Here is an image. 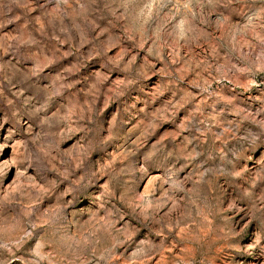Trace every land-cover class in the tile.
<instances>
[{
  "label": "rangeland",
  "instance_id": "obj_1",
  "mask_svg": "<svg viewBox=\"0 0 264 264\" xmlns=\"http://www.w3.org/2000/svg\"><path fill=\"white\" fill-rule=\"evenodd\" d=\"M7 2L12 12L0 11V23L12 20L0 26V264H264V210L257 211L254 200L236 199L240 190L231 177L218 181L213 191L217 206L211 210L170 202L153 212L154 222L125 216L115 229L101 215L100 223L73 235L78 250L70 260L58 242L26 227L29 206L18 203L13 191L23 179L15 163L16 145L21 132L28 131L33 110L50 116L59 110L70 117L90 108L99 112L93 148L107 150L104 163L133 152L129 161L134 165L137 157L143 162L156 152L155 162L134 174L133 187L140 197L155 193L159 205L169 187L168 160L174 162L165 159L168 152L202 134L205 143L212 135L216 144L234 142L233 129L220 117L214 124L197 125L189 120L191 106L180 107L200 83L211 84L218 98L234 99L239 115L230 112L228 120L242 130L237 136L248 138L233 151L245 175L264 177V137L253 139L256 122L264 126V51L238 34L247 55L239 62L211 64L210 54L226 28L243 29L246 18L226 19L227 9L205 4L193 40L183 38L190 22L187 10L179 7L188 0ZM29 37L37 42L20 44ZM209 65L218 83L220 76L227 77L219 89L204 70ZM206 111L211 115V109ZM257 113L253 122L250 117ZM76 144L69 138L62 147L70 150ZM28 174L41 185L53 179L34 169ZM187 175L182 171L179 178ZM58 207L49 198L39 204L45 211Z\"/></svg>",
  "mask_w": 264,
  "mask_h": 264
},
{
  "label": "clouds",
  "instance_id": "obj_2",
  "mask_svg": "<svg viewBox=\"0 0 264 264\" xmlns=\"http://www.w3.org/2000/svg\"><path fill=\"white\" fill-rule=\"evenodd\" d=\"M205 4L227 9L226 19L237 15L247 20L243 29L226 28L225 33L217 40V50L210 54L212 65L224 61L239 62L247 55L242 52L240 41L236 39L238 34L241 40L251 41L264 51V35H261L264 34V0H188L187 4L179 6L187 10V21L190 22L183 38L195 39L191 33L196 30L199 10ZM12 7L7 0H0V11L4 15L12 12ZM167 22L170 23V19ZM8 23H12V20H4L0 26ZM36 42L33 37L20 40V44ZM204 70L208 72L211 83L217 84V89L227 79L226 76H220L218 83L214 76L216 69L211 65ZM193 87L198 88L199 91L180 105V107L191 106L189 120H194L197 125H204L214 124L216 117H220L224 125L233 129L229 135L234 142L216 144L215 135H212L205 143L202 134L180 143L168 152L165 159L173 157L174 162L168 160L172 165L166 181L169 187L163 190L159 205L156 203L155 193H146L144 197H140L133 187L134 174L146 171L150 161L155 162V151H150L144 156L143 162L137 157L134 165L129 161V157L134 155L133 152L120 154L104 163L107 150L93 148L98 111L85 108L83 112L77 110L69 117L59 110L52 112L51 116L39 109L33 110L29 116L31 123L28 125V131L21 132L22 138L16 145L15 163L20 166V176L23 179L13 189L17 193L18 203H27L29 206V211L24 217L26 227L42 230L52 241L61 245L65 259L70 260L78 250V245L72 239L73 235L79 234L81 230H87L95 223H100L101 215L108 217L112 228L115 229V224L125 216L136 219L142 224L154 222L156 217L153 212L158 213L161 206H167L170 202L197 207L204 205L211 210L217 206L213 204V201H217L213 191L218 189V181L221 177H231L232 183L239 188L240 194L236 199L254 200L257 211L264 210V177L245 175L246 170L239 164V158L233 151V148H239L248 138L243 134L237 136L236 134L241 133L242 130L228 120L230 112L239 115V112L235 111L234 99L218 98V92L216 89H211V84L200 83ZM198 97L199 105L196 103ZM9 103L13 108L16 107L12 101ZM208 109L212 110L211 115L207 114ZM174 110L178 111V108L174 106ZM258 114H253L250 119L255 122V115ZM256 123L253 139L259 140L264 137V126H260L259 122ZM210 132V127L205 129V133ZM69 138L77 140L76 146L70 150L62 147L64 141ZM96 143L98 145L104 141H96ZM30 169L50 175L53 179L43 185L37 184L28 174ZM185 170H188V175L181 180L179 174ZM45 198L55 199L59 205L58 210L45 211L39 208L40 202ZM32 201H35V205ZM232 206H235V201L230 205Z\"/></svg>",
  "mask_w": 264,
  "mask_h": 264
}]
</instances>
